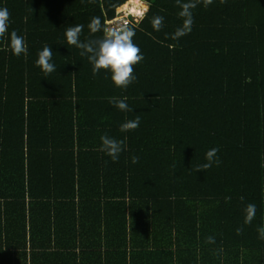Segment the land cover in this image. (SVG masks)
Listing matches in <instances>:
<instances>
[{
  "label": "trees",
  "instance_id": "16d2710c",
  "mask_svg": "<svg viewBox=\"0 0 264 264\" xmlns=\"http://www.w3.org/2000/svg\"><path fill=\"white\" fill-rule=\"evenodd\" d=\"M125 1L0 0L27 45L18 57L0 42V264H88L120 243L135 249L114 264H264V0L201 3L177 40L176 0H142L143 17L126 16L144 59L121 89L64 32L101 37L91 19L107 28ZM44 45L57 69L47 76L35 65ZM105 134L126 137L115 162L100 151ZM214 147L220 165L196 172Z\"/></svg>",
  "mask_w": 264,
  "mask_h": 264
},
{
  "label": "clouds",
  "instance_id": "9594fccd",
  "mask_svg": "<svg viewBox=\"0 0 264 264\" xmlns=\"http://www.w3.org/2000/svg\"><path fill=\"white\" fill-rule=\"evenodd\" d=\"M227 0H220V3H226ZM207 7L213 3V0H176V4L180 8L178 13L179 17L183 18L182 26L178 27L172 35L173 40H177L191 32L194 23L193 9L199 4ZM132 14V13H131ZM144 13H141L143 17ZM10 12L6 7H0V42L7 45L13 55L21 56L27 54V45L25 37L18 35L15 30L9 33ZM164 17L156 15L153 17L151 24L154 30L160 31L163 27ZM84 25L77 24L69 26L64 32L66 42L70 46H75L81 49L80 55L87 56L88 61L92 65L93 75L101 71L109 72L111 81L114 86L121 89H127L134 81L135 65L139 64L143 59V54L134 43L135 30L127 24H119L112 27L103 28L99 17H93L88 25L89 31L95 34L98 31H103V35L96 39H89L82 42L80 39ZM53 51L49 45H44L42 50L37 54L35 65L40 68L45 76L55 72L56 65L52 62ZM127 97L117 99L116 97L110 98L109 102L115 105L121 111H132L126 103ZM140 117L137 116L133 120H129L120 125L121 132L134 131L139 127ZM101 147L100 151L105 152L112 161L115 162L119 158V154L126 150V137L117 140L108 135L100 137ZM218 148H211L205 154L206 163L198 165L197 171H204L211 168L214 164L219 166L221 161L217 155ZM139 158L136 156L131 157L133 164L138 163ZM241 200L244 198L241 196ZM231 200L230 196L225 197V202ZM244 223L251 224L256 216V205L249 203L245 209ZM237 234H241L242 229L238 228ZM259 238L264 239V227L257 229ZM207 243H214V237H208Z\"/></svg>",
  "mask_w": 264,
  "mask_h": 264
},
{
  "label": "crops",
  "instance_id": "0c3cea01",
  "mask_svg": "<svg viewBox=\"0 0 264 264\" xmlns=\"http://www.w3.org/2000/svg\"><path fill=\"white\" fill-rule=\"evenodd\" d=\"M104 248H105V246L103 244L102 245H92L90 250H95L96 253H103ZM117 248H118L117 251H114L113 248H109L106 251V254L100 257L101 260L98 259L96 255L92 254L93 256H95L97 258V260L95 262L90 261L88 264H114V263H117V260H119L120 255L123 252L126 253V257H128L129 252H131V249H133V250L135 249V248L131 247L130 245H125V244H121V243H120V247H117ZM144 248H148V253H149V250L151 248H153V245L149 244L148 246H144ZM163 249H166V248H163ZM63 250L65 252H67V250H65V249H63ZM63 250H61V251H63ZM156 250H158L157 247H156ZM114 252H116V253L114 254ZM81 258L82 257H80L79 259H81ZM79 259H77V262H79ZM148 259H150L151 262H154L151 258H148ZM67 262L70 263V261H67Z\"/></svg>",
  "mask_w": 264,
  "mask_h": 264
},
{
  "label": "rangeland",
  "instance_id": "374dc122",
  "mask_svg": "<svg viewBox=\"0 0 264 264\" xmlns=\"http://www.w3.org/2000/svg\"><path fill=\"white\" fill-rule=\"evenodd\" d=\"M142 3H140L139 5H138V10L137 11H133V8L131 7V3L129 4L130 5V7L128 8V9H125V8H122V5H120V6H118L117 7V9H116V18H118V17H120V16H125V15H127V14H131V16H133L135 19H139L140 17H141V13H143L144 11H145V9H146V7H147V4L144 2V1H142V0H140ZM130 2V0L128 1V0H126L124 3H129ZM145 5V6H142V7H140L141 5Z\"/></svg>",
  "mask_w": 264,
  "mask_h": 264
},
{
  "label": "built area",
  "instance_id": "2783aa9c",
  "mask_svg": "<svg viewBox=\"0 0 264 264\" xmlns=\"http://www.w3.org/2000/svg\"><path fill=\"white\" fill-rule=\"evenodd\" d=\"M128 23V18L127 16H120L118 18L114 17L110 20L107 21V27H112L115 25H119V24H127Z\"/></svg>",
  "mask_w": 264,
  "mask_h": 264
},
{
  "label": "bare ground",
  "instance_id": "6f19581e",
  "mask_svg": "<svg viewBox=\"0 0 264 264\" xmlns=\"http://www.w3.org/2000/svg\"><path fill=\"white\" fill-rule=\"evenodd\" d=\"M130 3H131V7L133 8V11H137L139 8L138 5L142 2L140 0H130L129 3H123L122 8L128 9L130 7L129 5ZM142 6H145V5L142 4L140 7Z\"/></svg>",
  "mask_w": 264,
  "mask_h": 264
}]
</instances>
